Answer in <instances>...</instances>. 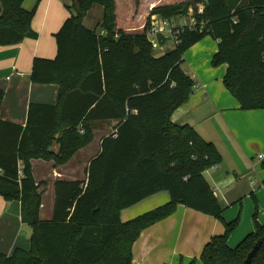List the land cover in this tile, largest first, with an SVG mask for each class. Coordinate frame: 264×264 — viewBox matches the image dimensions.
Segmentation results:
<instances>
[{"label":"trees","instance_id":"1","mask_svg":"<svg viewBox=\"0 0 264 264\" xmlns=\"http://www.w3.org/2000/svg\"><path fill=\"white\" fill-rule=\"evenodd\" d=\"M23 1L0 0V45L37 37L31 21L40 0L28 10ZM198 1L205 3L202 16L210 32H187L175 48L158 53L144 31L116 28L114 0L72 1L74 12L54 33L56 55L34 57L29 77L35 84H56V103H29L24 125L0 118V196L19 201L20 219L31 229L29 247L9 256L0 252V264H131L141 231L179 204L224 226L204 244L202 264H247L259 239L250 264H264V224L256 212L254 231L234 247L227 243L239 216L222 217L223 207L204 177L222 161L220 152L191 125L171 120L194 87L181 68L183 53L206 35L219 40L210 63L226 65L222 82L239 108L264 109V0H186L154 6L150 13L170 17ZM94 4L103 7L100 33L83 23ZM3 95L0 88V105ZM100 119L117 122L100 138L86 178L56 180L51 217L41 219L43 182L35 181L31 160L68 162L92 141L88 122ZM161 191L169 194L166 202L121 221L122 209Z\"/></svg>","mask_w":264,"mask_h":264},{"label":"crops","instance_id":"2","mask_svg":"<svg viewBox=\"0 0 264 264\" xmlns=\"http://www.w3.org/2000/svg\"><path fill=\"white\" fill-rule=\"evenodd\" d=\"M72 1L40 0L31 21L37 37H26L13 45H0V88L4 92L0 105L1 119L24 125L29 103H56V84H35L29 77L34 57L53 58L56 55L54 33L70 12H74L69 8ZM114 1L116 9L117 2ZM150 1H146L144 11L139 12L138 18L143 17L144 21ZM174 1L178 0L171 2ZM35 2L36 0H24L22 6L28 10ZM102 15L103 7L94 4L83 23L100 33ZM116 28H119L117 23ZM191 48L192 54L201 53L196 62L192 63L186 56L187 70L183 71L193 79L194 87L187 102L172 113L171 120L191 125L201 137L213 142L220 152L222 161L205 170L204 177L223 207L222 217L226 221H232L235 219V209L229 208L237 201L234 193V185L238 182L236 180L246 182L247 177L256 172L259 162L264 158V109H240L238 101L224 87L222 77L226 67L216 70L210 65L211 57L217 50L216 41L202 39ZM116 122L114 119L89 121L93 132L92 141L75 152L64 164L41 159L31 160L35 181L43 182L39 187L42 192L39 210L41 219L51 217L54 182L58 179H85L90 159L100 150V138L111 131ZM51 148L57 151L58 144L53 143ZM231 184L233 186L227 189ZM251 193L254 195V191ZM168 198L166 191L150 195L122 209L120 219L125 221L151 210ZM257 221L264 224V211ZM223 230V224L214 216L179 204L174 213L141 231L132 245L131 264H188L191 261L193 264H202L199 256L204 244ZM252 231L254 221L252 217L244 215L240 225L229 235L227 243L234 247ZM30 233V227L20 219L19 201H5L0 196V252L9 256L15 248L27 249Z\"/></svg>","mask_w":264,"mask_h":264},{"label":"rangeland","instance_id":"3","mask_svg":"<svg viewBox=\"0 0 264 264\" xmlns=\"http://www.w3.org/2000/svg\"><path fill=\"white\" fill-rule=\"evenodd\" d=\"M146 1L148 0H116L117 6L115 9L116 12L115 14H116L117 26L119 28L123 27L122 29L127 32L135 33L142 31L143 24L145 23V21L143 17L142 18L141 17L138 18V17H139V12L144 11ZM171 1L172 0H151L150 1L151 4L147 6V10H148L147 15L150 13V10L154 6L182 3L186 0H178L177 2L176 1L171 2ZM233 1H235V4H237L238 2H241V4L244 3V0H233ZM150 5L152 6L150 7ZM90 15L91 12L88 15V17ZM202 39H205V41L206 40L212 42L215 41L210 35H206ZM155 53L158 52L155 51ZM200 53L201 52H196L195 54H192V48L191 47L187 48L183 53V59H185V61L182 64L186 62V58H185L186 56L189 62L191 63L196 62ZM212 67L216 70H223L226 66L225 64H220ZM181 68L187 70L186 63L182 65ZM256 172L252 173L249 177H247L246 182L236 180L238 182L234 185V193L237 196V201L231 204L229 210H232V207H234L235 211L233 212V216H234L233 218H236L237 215L239 216V223L237 226L240 225L242 219L244 218V215L247 217L249 216L251 218L253 216V213L256 212L258 218V216H260L264 211V166L262 165L261 161L259 162V166L256 168ZM251 181L252 184H250ZM232 186L233 184L228 186L227 189H230ZM251 191H254V197L251 196L250 194Z\"/></svg>","mask_w":264,"mask_h":264},{"label":"built area","instance_id":"4","mask_svg":"<svg viewBox=\"0 0 264 264\" xmlns=\"http://www.w3.org/2000/svg\"><path fill=\"white\" fill-rule=\"evenodd\" d=\"M205 3L198 1L188 5L180 13L164 17L158 13H149L143 24V29L151 48L154 51L165 52L181 43L182 36L189 33H209V20L203 18ZM216 42L219 40L216 39ZM263 158L262 155H258Z\"/></svg>","mask_w":264,"mask_h":264},{"label":"water","instance_id":"5","mask_svg":"<svg viewBox=\"0 0 264 264\" xmlns=\"http://www.w3.org/2000/svg\"><path fill=\"white\" fill-rule=\"evenodd\" d=\"M261 245V240H257L256 243L253 245L252 249L248 252L246 259H245V263L250 264L251 260L254 256V254L258 251L259 247Z\"/></svg>","mask_w":264,"mask_h":264}]
</instances>
